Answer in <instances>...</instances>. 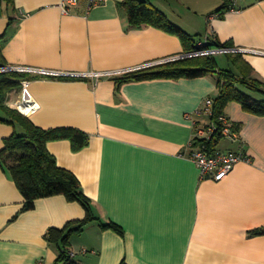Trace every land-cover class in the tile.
<instances>
[{
  "label": "crops",
  "instance_id": "obj_1",
  "mask_svg": "<svg viewBox=\"0 0 264 264\" xmlns=\"http://www.w3.org/2000/svg\"><path fill=\"white\" fill-rule=\"evenodd\" d=\"M61 1L0 0V65L36 70L21 72L37 105L22 114L34 125L88 135L80 149L69 139L46 147L76 176L98 220L121 232L90 221L69 239L73 264H264V234L251 233L264 229V116L227 104L239 140L225 151L242 150L249 161L220 181L201 178L189 156L196 130L210 122L202 106L218 94L216 73L117 83L126 73L184 57L180 38L131 26L124 0L91 8L77 0L68 14ZM148 2L187 34L213 35L212 48L229 42L222 53H240L264 83V0H241L240 12L210 20L229 0ZM226 60L219 69L236 72ZM20 89L8 93L7 106L17 109ZM14 132L24 130L0 121V151ZM23 205L0 161V264H63L45 234L82 220L84 208L63 195L38 198L30 210Z\"/></svg>",
  "mask_w": 264,
  "mask_h": 264
},
{
  "label": "trees",
  "instance_id": "obj_2",
  "mask_svg": "<svg viewBox=\"0 0 264 264\" xmlns=\"http://www.w3.org/2000/svg\"><path fill=\"white\" fill-rule=\"evenodd\" d=\"M11 2L12 0H5ZM127 20L131 26L140 27L150 25L166 32L177 35L184 45V53L193 52L199 35L192 36L171 23L166 16L151 5L148 0H124ZM217 47H232L229 42H214ZM228 61L235 65L232 69H219L216 59L212 55L184 56L177 60L163 64L145 67L129 72L117 79V83L128 79L148 78H196L216 73L218 94L213 99L210 121L216 129L209 138L197 139L195 146L202 147L209 155L218 150V144L224 137L220 132L218 117L230 102H237L243 110L258 116H264V83L251 76V66L243 60L240 53H225ZM6 66V65H3ZM24 73L9 71L0 73V121L19 124L24 133L14 132L5 140V146L0 151V161L5 165L13 177L19 191L24 197L23 210H30L38 198L63 195L69 201H77L85 210L82 220L65 224L61 229L50 228L46 239L57 245L59 254L57 261L66 262L70 259L69 239L73 234H79L90 221H98L101 228L121 232L114 223H101L94 215L91 201L83 194L76 176L69 170L56 164L55 158L47 150L46 144L51 140L69 139L72 147L82 148L88 135L76 128L58 127L43 129L17 109L7 106V95L14 89H19ZM235 128L238 125L235 124ZM252 234H264V229L251 231Z\"/></svg>",
  "mask_w": 264,
  "mask_h": 264
},
{
  "label": "built area",
  "instance_id": "obj_3",
  "mask_svg": "<svg viewBox=\"0 0 264 264\" xmlns=\"http://www.w3.org/2000/svg\"><path fill=\"white\" fill-rule=\"evenodd\" d=\"M105 0H86L88 8L99 5L103 3ZM241 0H229V2L225 5L222 10L216 11L209 15V20L214 17H220L224 13H238L242 10V7L238 5V2ZM77 0H62L59 4L61 11L65 14H68L71 6L75 5ZM213 39L210 35H205L199 38L196 43V49L186 54L185 56H195V55H212L216 52H226L229 49L224 47L212 48L209 46V40ZM148 66V65H145ZM26 72V71H36L27 67H9L0 65V73L1 72ZM21 84V101L19 102L17 109L19 112L23 114H29L33 112L37 105L33 101L31 95L28 92L29 81L22 79L20 81ZM212 98H206L203 101L202 110L210 117L212 114ZM218 121L220 122V132L224 138L231 142H235L239 140V131L238 128H235V123L225 114L222 113L218 117ZM216 129V125L211 121L205 125L203 128H199L196 130L195 137L192 140L194 145L197 139L209 138L214 130ZM194 150L191 152L189 158L197 165L200 170L201 178H211L214 181H220L224 179L230 171L233 169L235 164L240 161H249V158L243 153L242 150L231 151V150H217L212 155H209L202 147L195 146ZM70 254V259L66 262V264H73V255Z\"/></svg>",
  "mask_w": 264,
  "mask_h": 264
},
{
  "label": "rangeland",
  "instance_id": "obj_4",
  "mask_svg": "<svg viewBox=\"0 0 264 264\" xmlns=\"http://www.w3.org/2000/svg\"><path fill=\"white\" fill-rule=\"evenodd\" d=\"M203 36H204V35H203ZM203 36H201V37H203ZM214 55H216V56H214ZM212 56H213L214 58L216 57L215 59H216V61H217L218 66H220L221 68L227 66V64H226L227 60H226V56H225L224 53H222V52H217V53H215V54H212ZM20 90H21V89H20ZM218 146H219V149H220V150L225 151V149H227L228 146H229V140H227V139H225V138L221 139L220 142H219V144H218Z\"/></svg>",
  "mask_w": 264,
  "mask_h": 264
}]
</instances>
